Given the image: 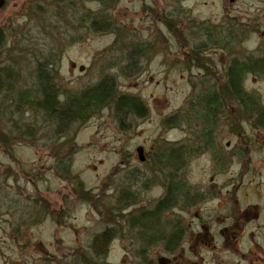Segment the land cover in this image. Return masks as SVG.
Wrapping results in <instances>:
<instances>
[{"label":"rangeland","instance_id":"1","mask_svg":"<svg viewBox=\"0 0 264 264\" xmlns=\"http://www.w3.org/2000/svg\"><path fill=\"white\" fill-rule=\"evenodd\" d=\"M94 19L112 22L122 32H104L100 26L89 30L87 24ZM0 30L6 37L0 69L19 75L16 89L31 90L33 71L46 62L55 69L54 83L62 94L95 84L107 74L120 94L137 97L147 109L146 117L126 122L128 128L108 110L74 126L68 134L74 146L71 156L59 161L56 142L28 139L33 133L45 135L42 118L26 113L28 106L15 110L13 103L5 102L7 93H0V133L16 137L10 152L0 148V264H84L92 237L104 228L105 208L115 207L120 192L122 200L136 201L125 212L150 210L171 177L173 185H187L201 201L189 211L173 206L161 217L163 228H187L191 245L185 263L178 255L171 259L158 251L149 255L156 264H264V135L243 125L251 133L238 137L221 123L215 140L225 152L209 163L207 156L186 157L190 149L181 145L191 148L197 141L196 134L187 136V126L178 131L163 124L173 114L183 115L184 121L193 112L189 102L197 100L206 74L193 55L201 59L197 47L207 43V37L204 55L210 61H202L221 76L231 59L262 55L258 48L264 52V0H113L106 6L90 0H0ZM224 41L225 49L214 45ZM132 44L142 48L135 70L127 68V76L122 67ZM218 78H209L206 85L222 84ZM243 87L264 109V78L245 74ZM13 94L11 90L8 96L12 99ZM228 110L233 118L234 108ZM234 144L248 173L235 171ZM169 145L181 148L186 159L184 168L171 174L157 163ZM78 183L90 194L88 203L77 195ZM250 208L254 220L239 232L235 247L222 242L220 235L234 231L236 219ZM197 237L205 243L213 238L217 248L199 245ZM127 239L122 227L105 256L91 252L88 264H140L130 253L136 241Z\"/></svg>","mask_w":264,"mask_h":264},{"label":"trees","instance_id":"2","mask_svg":"<svg viewBox=\"0 0 264 264\" xmlns=\"http://www.w3.org/2000/svg\"><path fill=\"white\" fill-rule=\"evenodd\" d=\"M91 2H98V0H90ZM103 1V0H101ZM108 4H107V2ZM113 0H105V5H109ZM100 2V0H99ZM171 25L174 29L176 24H173V21H169L167 24ZM87 26L90 29H100L104 32L113 31L115 33L122 32L120 27L115 26L112 22H106L94 19L88 22ZM194 38V37H192ZM5 34L0 30V52L4 48L6 43ZM129 45L128 50L125 55V66L122 67V71L127 75L131 76V73H128L127 68H131L132 72L135 70V60L141 54V48L139 45ZM132 47V50L130 51ZM224 49L226 47H223ZM227 50V49H226ZM52 64H47L46 62L38 64L33 74L34 85L31 90H18L16 89V99L12 100L8 93L11 90V84L17 83L19 80V75L12 70L0 69V93L6 92L5 102L8 104L14 105L15 110L21 108V106H28L26 108V113H34L36 116L42 118V128L45 130V135L40 137H35L36 134L33 133L31 138L42 140L44 138H49L47 141L52 140L56 142V149L54 151L55 156L61 157L58 158L59 161L68 160L71 156V149L74 146L70 145V138L68 134L74 126L82 125L88 118L95 116L98 112L108 110L112 114L113 118L120 122L121 126L126 125L128 128L129 124L126 122H131L134 118H144L147 116L146 106L135 96L120 94L115 86L113 78L111 75L104 74L99 78L97 83L84 86L78 91H68L64 94L58 89V86L54 83V78L56 76L55 69H50L48 66ZM199 66V64H197ZM128 66V67H127ZM247 66L235 60L231 59L230 65L225 67L224 77H221L220 86L221 92L213 93L207 92L198 97L197 103L201 102L202 109L206 111L204 117H197L193 112H191V117L189 118H202L206 121H209L211 125V120L213 119V114L216 112L220 114L223 120L233 119L231 113L228 110V107L234 108L235 119H244V120H255L258 125L264 128V109L259 107V103L255 98L254 94L246 91L243 87V80L245 78L246 70L253 71L258 67V65H249ZM1 73L4 77L1 76ZM204 84V81L200 80L199 86L201 87ZM207 88L211 86L206 85ZM213 88V87H212ZM30 100H34L33 103H30ZM191 106L196 107V103L190 102ZM33 110V111H31ZM200 110V111H201ZM243 112V113H242ZM238 114V115H237ZM183 115L173 114L165 118L163 124L165 126L179 125L184 117ZM179 121V122H177ZM174 122V123H173ZM23 135L21 132H19ZM24 133V131H23ZM25 134V133H24ZM49 134L52 137H49ZM0 133V148H3L5 151L10 152L12 150V143H14V138H6ZM205 135V134H204ZM35 137V138H34ZM5 138V139H4ZM19 140H25V138H18ZM34 144V142H33ZM184 152V151H183ZM181 151V148L174 149L172 145H169L168 149H165L162 154L159 156L160 165H169L172 166L174 172L177 170H182L186 165V159L184 154ZM60 155V156H59ZM152 152L150 153V156ZM186 157L190 156L185 154ZM67 163L62 162L61 167L67 168ZM171 184V185H170ZM177 187V188H176ZM185 187V190L182 188ZM77 190V195H81L80 198L82 201H85V198L90 201V194L83 190L81 183H78L75 187ZM121 193L117 196L115 200V207L105 208L104 213L105 219L110 218L116 221H121V219L126 216L128 224L123 226V233L126 240L127 237L132 241H152L151 249L159 246L162 247H172L174 240H177L180 233L183 232L182 226L170 225L171 227L163 228L161 217L173 208V206L179 205L181 210H190L194 208L199 201H201V196L191 195L189 187L183 186L182 184H172L169 183L166 188L165 194L161 197L160 201L157 204L153 205V208L150 210L142 209L135 210L133 212H126V209L135 204V199L129 198V200L122 202ZM114 196V195H113ZM111 198V196H110ZM133 201V204L131 203ZM149 218V219H146ZM104 219V220H105ZM148 220V221H147ZM122 231V227H114L110 230L109 238L96 237L93 236L88 251L86 253V259H84V264L92 263L89 260V255L91 251L94 253L97 258H103L105 253H107L108 245L111 239ZM136 239V240H135ZM89 256V257H87ZM149 264L154 262L149 257V252L147 256L144 257ZM76 256H74V262H76Z\"/></svg>","mask_w":264,"mask_h":264},{"label":"flooded vegetation","instance_id":"3","mask_svg":"<svg viewBox=\"0 0 264 264\" xmlns=\"http://www.w3.org/2000/svg\"><path fill=\"white\" fill-rule=\"evenodd\" d=\"M234 2H236V0H234ZM205 34H206L205 36L207 37V35H208L207 30H205ZM191 39H192V36L190 37V40ZM204 43L205 44L201 43L197 47V49H198L199 57L202 56L203 59H206L208 56L204 55V54H206L205 49H207L206 47H207V43H208V37H207V43L206 42H204ZM214 45L216 47L218 46L220 48H223V46L222 47L220 46V45H222L221 43L216 42ZM193 46L195 48L196 44H194ZM192 47H191V50H193ZM199 47H201V48H199ZM261 48H262V46H260L258 48V52L261 53L262 55H257L256 57L249 55V57H246V58L242 59V61H239V62L242 63L244 65V67H245V65L247 67L249 65L250 66L251 65H258V67L256 69H254L253 71H249L247 69L246 70V74L254 76V77H262V78H264V52L261 51ZM195 58H196V55H195V52H194L193 59L199 64L201 69H203L206 72V74H203L201 76V80L204 81V84H203L204 87H201V93L197 95V99H198L199 96H201L202 94L207 93V92H212V94L213 93L215 94V93H217L219 91L221 92V89L218 88V86H220V85H218L217 83H215L216 86L214 84H209L211 87L210 88L206 87V84L210 81L209 78H214V79L218 78L217 75H220L221 72H219L217 70L212 71V72L210 71V67L207 66V63H206L207 60L210 61L209 59H206L205 60L206 62H205L204 60L202 61V58L201 59H197V58L195 59ZM198 60H201V62H198ZM204 63L206 65L205 67L203 65ZM229 65H230V63L227 64V67ZM196 66H197V64H196ZM197 68H199V67L197 66ZM207 71L210 72V75L208 74ZM221 77H224V74H222V76L220 75L218 79H220ZM189 104H190V102H189ZM189 117H191V113H190ZM182 123H184V125H182ZM221 123H222L223 127L225 126L227 128V126H228L230 131L233 130L234 133H235V131H237L238 132L237 133L238 137L246 136L247 134L251 133L249 131L250 129L249 130L242 129L243 125L248 126L249 128H251L252 132H259V133H262L264 135V128L260 127L258 125L257 121H255V120L235 119V116L233 117V119H229V120L220 119L213 126L209 125V121H206V120H199V119L192 120V118H188L187 120L182 121L179 125L175 126V125L171 124L170 127H171L172 130H178L179 131L180 129L184 130L182 128H185L187 126V129H188V133L186 132L188 134L187 136H189L191 133L196 134L195 138H196L197 141H200L201 144L197 145V141H195V145L196 146H193L191 148H187V146L184 145V144L181 145L182 148L185 147L186 149H190L191 150V151L189 150L190 154L186 153V152H185V154H189V155H192V156H202V157L207 156L209 163H212L213 161H216L217 158H219V156L222 155L225 152V149L223 147H221L218 144V142L215 140L221 134V131L218 130V128L220 127ZM192 127L196 128V129L199 128V130L198 131H194ZM232 148H233L232 157L233 158L235 157V165H234L235 166V171L236 170H238V171L241 170V173H244V172L248 173V168H246L247 165L244 162L240 161L239 156L235 153V150H236L235 144L233 145ZM236 163H237V165H236ZM177 171H179V170H177ZM251 209H253V208H250V209L246 210L247 213L242 212L239 215V217L236 219L237 221L235 223V227L233 228L234 231H232L226 237H223V235H220V238H221L222 242L225 243V240H226V242L227 241H228V243L231 242L232 245L235 247V244H237V241H238L236 239H237V235L239 236V232L243 233L245 225L249 224L251 221L254 220V218H251V216L249 214V211ZM254 217H256V214L254 215ZM182 229H183V232L180 233V235L177 238V240H174L172 247H165L164 246V247L160 248L158 246V247H155L154 249L150 248L149 251H148L149 255L153 254V253L158 254V251H161L164 254H167L168 257L171 258V259L175 258L174 256L178 255V256H180L182 258V259L179 258L178 260L179 261H183L185 263L184 253L187 251L188 245H191V239H190V236H187V233H186L187 232V228L182 226ZM235 230H237L238 233L237 232L235 233ZM113 239H114V237L111 239V241ZM195 240H197L199 242V245L200 244L201 245L205 244L206 247L209 246L210 247L209 249L217 248L216 247V243L213 241L214 240L213 238H211L208 243L207 242L206 243L203 242V240H201L199 237L195 238ZM110 242H109V244H110ZM196 244H197V242H195V245ZM158 248H159V250H158ZM248 251L252 253V251H250V249ZM152 261L154 262L153 264H156L155 263L156 261L154 259H152Z\"/></svg>","mask_w":264,"mask_h":264},{"label":"bare ground","instance_id":"4","mask_svg":"<svg viewBox=\"0 0 264 264\" xmlns=\"http://www.w3.org/2000/svg\"><path fill=\"white\" fill-rule=\"evenodd\" d=\"M108 2H107V4H108ZM94 3H99L100 5H103L104 6L105 5V0H103V1L100 0V2L98 0V2H94ZM221 44H222L223 47H227L228 46V42H226V41H224ZM131 50H132V47H131L130 51ZM197 56L199 57V53L197 54ZM138 58H139V56L136 59L137 61H138ZM200 58H202V56ZM136 62H135V65H133V66H136ZM198 62H199V60H198ZM196 64H198V63H196ZM198 67H199V69H201L200 66H198ZM16 84L17 83H13L10 86L11 87V90H13L14 93H16L15 92L16 91ZM12 99L13 100L16 99V95L13 94L12 95ZM33 101L34 100H30V103H33ZM194 103H196V107L195 106H193V107L191 106L190 110L192 109L193 113H195L197 111L196 112V116H198V117H204L206 115V111L204 109L201 110L202 107H203L202 104H201V102H198L197 103V100H196ZM33 104H35V101H34ZM31 111H33V110H31ZM221 117L222 116L220 114H218V113L215 112L213 114V119L211 120V126H213L215 123H217L221 119ZM196 119L205 120V119H202V118H196ZM177 122H179V121H177ZM1 134H3L2 135L3 137H6V138L9 137V135H8L9 132H4L3 131ZM12 138H16L15 135H13ZM173 169L174 168L172 166H169V165H163V167H162V170L165 171L168 174H171L174 171ZM170 182L171 183L174 182L173 181V177L170 178ZM182 188L185 190V187H182ZM125 201H127V200L125 199ZM122 202H124V200H122ZM124 217H126V216H124ZM146 219H149V218H146ZM102 224L104 225V228L101 229L100 232H98L97 234H95V236L96 237H104V238H107L108 239L109 236H111L110 235V230L112 228L126 226L128 224V221H124V218L121 219V221H116V220L107 218V219L103 220ZM151 244H154V243H152V241H150V240H144V241L140 240V241L134 243V245L132 244L133 246H132V248L130 250V253H131V255L133 256L134 259H136L137 261H139L140 264H149L144 257L147 256V253H148V251H149V249L151 247ZM74 256H76V254Z\"/></svg>","mask_w":264,"mask_h":264},{"label":"water","instance_id":"5","mask_svg":"<svg viewBox=\"0 0 264 264\" xmlns=\"http://www.w3.org/2000/svg\"><path fill=\"white\" fill-rule=\"evenodd\" d=\"M230 3L234 2V0H229ZM142 152H143V149L141 147H138L137 148V153H138V157L140 159V161H143L144 158H142Z\"/></svg>","mask_w":264,"mask_h":264}]
</instances>
